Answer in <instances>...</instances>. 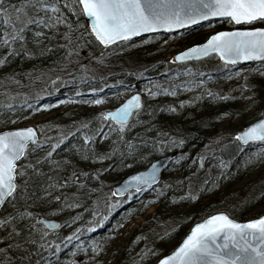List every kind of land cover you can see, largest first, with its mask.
Here are the masks:
<instances>
[{
  "label": "trees",
  "instance_id": "trees-1",
  "mask_svg": "<svg viewBox=\"0 0 264 264\" xmlns=\"http://www.w3.org/2000/svg\"><path fill=\"white\" fill-rule=\"evenodd\" d=\"M20 3L21 0H0V7H18ZM35 14L45 15L43 11ZM64 18V24H56L53 18L55 26L51 28L31 25L24 33L25 40H18L13 45L17 54L10 56L6 65L0 66V131L26 126L30 121L33 111L23 101L33 107L63 98L74 102L66 108L57 106L54 112L32 124L43 147L27 159L22 158L18 162L21 167L52 151L50 145L62 137L67 139L51 157L55 163L41 161L35 165L38 171L25 167L27 175L17 177L16 183L21 185L20 191L25 195L4 204L0 218L15 216L19 234L9 238L10 229L0 228V249L6 251V255L0 253V264H35L46 254L39 252L37 247L46 231L38 222L41 217L61 222V227L47 237L49 242L68 236L79 227L80 238L89 247L87 256L83 252L73 256L74 242L64 249L60 264H70L71 260L78 264H153L170 253L194 223L211 214L223 211L236 220H247L264 213V159L247 167L244 164L247 156L260 146H242L233 140L238 130L262 114L264 75L250 73L248 70L256 66L253 65L237 77L228 78V70H224L214 56L184 64H174L171 58L156 59L201 43L214 31L231 29L227 20L218 21L212 27L194 28L185 40L174 44L162 46L158 42L162 36H152L150 43H142L145 38L131 41L134 46L125 43L121 51L119 44L105 50L94 36L84 35L86 31L90 32L84 15L64 10ZM251 26H264V23ZM5 31L11 33L12 29L0 22V37ZM66 32L70 33L71 42L65 38ZM21 47L32 55L26 56ZM5 52L7 47H0V56ZM102 53L103 63H99L96 59ZM186 66L198 67L197 80L200 79L198 73H206L205 85L190 93L178 87L176 95L162 90L155 96L142 93V111L138 118L134 113L124 133L118 130V125L108 121L116 131L100 128L104 121L99 119V114L103 111L77 106L84 93H89L88 88H101L104 97L112 98L122 97L130 88L143 92L145 86L153 83H160L162 88L178 85L167 70ZM102 71L107 75L102 76ZM85 72L88 74L87 86H82L81 77ZM57 76L60 77L58 81ZM93 76L95 80L91 79ZM13 77L16 83L11 81ZM49 81L56 82L53 85ZM117 81H123L124 87ZM245 83L249 85L247 89L243 88ZM105 84L115 87L104 88ZM151 90L156 89L151 87ZM208 90L220 96L227 94L229 98H209L205 95ZM77 92L81 95H73ZM114 92L117 94L113 95ZM198 93L200 98H197ZM181 101L184 102L182 107ZM7 104H12L15 110L3 106ZM168 106L177 110L168 111ZM84 124L88 127L81 128ZM98 130L109 135L97 137L85 145L84 137L93 136ZM69 132L73 134L68 136ZM171 138L184 143L177 146L163 143ZM241 147H244L243 153L239 151ZM165 155L171 158L160 183L155 186L163 189L165 184L169 185L162 194L157 190L145 195L133 192L131 200L134 201L128 206L125 205L127 195H113L115 185L123 178ZM96 156L107 158L98 160ZM201 156L205 157L202 166ZM221 161L227 164V169L220 166ZM221 173L225 175L221 176ZM205 181L210 183L207 190L201 192ZM189 190L198 195V199H181ZM117 201L120 202L118 206ZM25 209L32 215L20 216ZM94 213L98 215L94 216ZM106 215L110 216L107 223L94 232H87L93 222L99 223ZM135 219L139 221L126 234L124 228ZM92 239L101 241L102 252H91L89 242ZM30 240H35V244L28 243ZM147 251L154 255L145 256Z\"/></svg>",
  "mask_w": 264,
  "mask_h": 264
},
{
  "label": "snow or ice",
  "instance_id": "snow-or-ice-1",
  "mask_svg": "<svg viewBox=\"0 0 264 264\" xmlns=\"http://www.w3.org/2000/svg\"><path fill=\"white\" fill-rule=\"evenodd\" d=\"M64 10H69L76 15L87 16L90 19V32L86 31L84 35L94 36L95 40L103 45L105 50L110 47L115 48L119 44L121 51H123L125 43L134 46L131 44L132 39L140 36L141 33H153L155 35L160 30L175 32L178 29L186 32L189 29L198 27H212L218 21L227 20L232 25L231 30L212 32L203 42L194 43L183 51H179L172 57V61L199 62L211 56H218L223 62L222 68L229 72L228 78L245 72V69L236 67L240 62H252L256 66L248 71L252 74L264 75V27L251 26L254 23H264V0H21L18 7L15 5H10L9 8L0 7V22L12 29L11 33L5 31L3 37H0V47H7V52L0 56V66L6 65L8 58L17 54V49L13 45L18 40H25L24 33L31 25L41 24L45 28H51L55 26L52 23L53 18L56 24L66 23ZM41 11L45 15L35 14ZM71 27L72 25H69V28ZM37 35L43 34L37 33ZM65 38L71 42L70 33L66 32ZM152 38L149 37V39ZM141 42L146 43L147 41ZM64 47H67V45H64ZM21 50L24 51L26 56L32 55L23 47H21ZM103 55L104 53L98 58L99 63H103ZM142 75L143 72H141ZM206 75V73H198L200 79L188 82L182 81L179 85L169 84L168 87L163 88L159 84L153 85L156 90L149 89L148 95L155 96L160 90L170 91L172 95H176L178 87H183L186 90L189 84L193 87L203 86L206 82L204 79ZM87 77L88 74L85 72L81 77L82 86H87L85 83ZM10 79L13 83L17 82L14 77ZM59 79L60 77L57 76L56 80ZM71 79L74 80L75 77ZM91 79L95 80L96 77L93 76ZM100 79L103 80V77ZM55 82L49 81L53 85ZM117 84L124 87L123 81H117ZM109 87L114 88L115 85H104V88ZM248 87V83L243 85L244 89ZM88 92L94 94V97L85 100L86 103L100 104L105 98L101 88H88ZM116 94L113 93V95ZM73 95H81V93L77 92ZM205 95L213 99L229 98L227 94L220 96L219 93L211 90L206 91ZM197 98H200L199 93ZM34 99L39 100V97ZM22 103H25L32 111L51 107V105L43 103L38 104L36 107L27 104L26 101ZM57 103H63V101L58 100ZM180 104L182 107L184 102L181 101ZM3 106L15 110L12 104ZM167 110L175 112L177 109L168 106ZM141 111V96L139 93H135L114 110L101 112L99 119H102L104 123L100 125V128H111L112 131H116V128L107 123L111 120L119 126L118 130L124 133L131 122L133 114L135 113L138 118ZM84 127H88V125H81V128ZM72 134L69 132L68 136ZM107 135H109L108 132L98 130L93 136H85L84 144L87 145L97 137L103 138ZM123 138V135H121L120 139L123 140ZM66 139L67 137H62L56 144H51L52 151L46 152L43 157L27 164L25 167L38 171L35 168L36 164L41 163V161L53 162L51 157ZM233 140L239 142L242 146H260L257 151L247 156L244 161L246 167L264 159V113L255 122L238 131ZM44 143L47 144L48 141L45 140ZM163 143L165 145L171 143L172 146H177L183 145L184 141L171 138V140L163 141ZM42 147L36 130L31 126L0 131V205L13 203L16 199L25 195L24 192L20 191L21 185L16 183V179L19 176L27 175V172L25 167H21L18 161L21 158L27 159L30 154L40 151ZM131 147L132 145L129 144L130 149ZM239 151L243 153L244 147H241ZM95 158L102 160L106 159L107 156H96ZM204 159L205 157H200L201 166ZM59 166L57 164V167ZM220 166L223 169L228 167L223 161H221ZM159 167L158 162L150 163L146 170L129 176L113 190V195L127 194L128 199L131 200L134 195L129 191L130 188H135L136 193L149 189L157 190L162 194L163 191L168 189L169 185L165 184L163 189L155 188L158 183ZM223 175L225 173H221V176ZM208 183L210 181H205L199 191L207 190ZM56 199L60 198L56 197ZM181 199L196 200L198 195H193L189 190ZM119 203L117 201V206ZM19 215L31 216L32 213L25 209ZM95 215L98 214L94 213ZM108 218L106 215L99 220V223L93 222L91 227L87 228V232H94L97 228L102 227ZM15 221L16 217L13 215L0 218V228L10 229L9 238L19 234ZM38 222L44 224L46 231L41 235L40 240L42 243L37 247L39 252H45L46 254L40 256L35 264H60V256L64 249L73 245L74 242L75 246L71 249L72 255L75 256L83 252L87 256L89 247L80 238L82 235L81 228L78 227L68 236L57 237L49 242L47 237L54 234L59 225L51 220ZM167 234L166 232L165 235ZM28 243L35 244V240H30ZM89 243L92 253L103 251L100 240H92ZM39 252H37V255H39ZM0 253L6 255L5 249H0ZM147 255H154V253L147 251L145 256ZM87 259L91 260L92 257H87ZM70 264H78V262L71 260ZM158 264H264V215L244 222L231 218L223 211L209 215L201 222L196 223L182 243L169 255L159 259Z\"/></svg>",
  "mask_w": 264,
  "mask_h": 264
},
{
  "label": "rangeland",
  "instance_id": "rangeland-1",
  "mask_svg": "<svg viewBox=\"0 0 264 264\" xmlns=\"http://www.w3.org/2000/svg\"><path fill=\"white\" fill-rule=\"evenodd\" d=\"M190 32L187 31V32H179V33H176V34H169V35H159V36H162V40L161 41H158L159 43H162L160 45L164 46L166 43L167 44H174V43H177L181 40H185V37L187 34H189ZM149 37H152V36H148V37H145V41L147 40V42H152L153 40L149 39ZM155 40V39H154ZM173 54H170V55H165L163 58L162 57H159V58H156L158 61H162L164 60L165 58H171ZM99 58V57H98ZM98 58L96 60H98ZM252 65H242V66H236L238 69L239 68H242V69H245V72L248 70V68H251ZM89 67H93V66H89ZM198 70V67L197 66H186V67H176L175 69H170L169 73L173 75V78L176 79V81H178V85L180 84V82H188V81H193V80H197V77L195 74L196 71ZM104 71H102V76L103 75H107V74H103ZM106 72V71H105ZM194 74V76H193ZM94 75H98V74H94ZM234 77H237L238 75H233ZM150 82H153V81H150ZM154 85L156 83H153ZM160 85V83H158ZM147 85V84H146ZM151 87H153V85H147L144 87L143 89V93L145 94H148V90L151 89ZM200 86H196V87H193L191 84H189L188 88L186 89V91L188 93L190 92H194L196 91ZM180 89H183L185 90L183 87H180ZM134 92V90H132V88L126 90V92H124L123 96H112L111 97H105L104 100L102 101V103L100 104H92L91 102H85V100H89V98H93V97H90V94L89 93H84L85 95L83 97H81L80 101L77 103L78 107L79 108H88V109H97V110H100V111H104L106 109H109V107L112 105L113 102H120L122 99H124L125 97H127L128 95L132 94ZM59 101H63V103H57V101H54L53 103H43V104H48V105H51V107L47 108V109H41L39 111H33L32 112V115L30 116V121L27 122L26 125H32L33 123H36L38 122L41 118H43V116L47 115V114H50L52 112L55 111L54 108H57V106L60 108H66L68 106H70L71 104H74V102H71L72 99H68V98H63ZM248 101H251L250 98H248ZM116 103V104H117ZM148 192L146 194H148L151 190H147ZM128 200V199H127ZM264 207V206H263ZM152 209H150L149 211H151ZM108 220L110 219V216H108ZM107 220V221H108ZM107 221H105V223H107ZM139 221V219H135V220H131L129 222V224L124 228V231L126 232V234L128 232H130L134 225ZM98 232H101V230H99ZM98 237V236H97ZM122 237V235H121ZM125 238V236H124ZM124 238L121 240V242L124 240ZM94 240V239H92ZM121 244V243H120Z\"/></svg>",
  "mask_w": 264,
  "mask_h": 264
},
{
  "label": "water",
  "instance_id": "water-1",
  "mask_svg": "<svg viewBox=\"0 0 264 264\" xmlns=\"http://www.w3.org/2000/svg\"><path fill=\"white\" fill-rule=\"evenodd\" d=\"M84 19H85V22H86V25L88 26V28H89V30H90V23H91V21H90V19L87 17V16H84ZM264 27V26H263ZM225 30H231V29H225ZM181 31H184V30H175V32H165L164 30H160L158 33H156L155 35H157V34H165V35H168V34H175V33H178V32H181ZM219 31H222V30H219ZM149 35H154L153 33H141L140 34V36H138V37H134L132 40H134V39H139V38H143V37H146V36H149ZM103 46V45H102ZM183 51V50H182ZM177 54V53H176ZM175 54V55H176ZM174 55V56H175ZM173 56V57H174ZM217 58H218V60L220 61V62H222L220 59H219V57L218 56H216ZM175 63H185V62H175ZM223 63V62H222ZM249 64H253L252 62H240L238 65H249ZM135 93H133L132 95H134ZM131 96V95H130ZM130 96H128V97H130ZM141 96V95H140ZM128 97L126 98V99H128ZM126 99H124L121 103H123ZM121 103H119V104H121ZM119 104L117 105V106H115L114 108H112V109H110V110H106V111H111V110H114L116 107H118L119 106ZM141 104H142V100H141ZM262 113H264V109H263V112ZM260 118V117H259ZM257 120V119H256ZM256 120H254V121H252L251 123H253V122H255ZM111 121V120H110ZM113 122V121H112ZM251 123H249V124H247L246 126H244L241 130H243L245 127H247V126H249ZM23 127H29V126H21V127H16V128H23ZM31 127H33V126H31ZM16 128H11V129H6V130H3V131H7V130H14V129H16ZM34 128V127H33ZM35 129V128H34ZM36 130V129H35ZM241 130H239V131H241ZM238 132V131H237ZM236 132V133H237ZM36 133H37V131H36ZM37 136H38V134H37ZM22 159V158H21ZM170 160V156L169 155H165V156H162V157H159V158H157V159H155V160H153V161H151L150 163H159V165H160V167H159V177H158V183H159V181H160V177H161V174H162V172L164 171V169L166 168V166H167V163H168V161ZM20 161V160H19ZM18 161V162H19ZM150 163L144 168V169H142V170H138V171H136V172H134V173H132V174H129L128 176H126L125 178H123L118 184H116L115 185V187H114V189H116L119 185H121L129 176H132V175H135L136 173H138V172H142V171H144V170H146V168L147 167H149L150 166ZM157 183V184H158ZM132 190H135V188H130L129 189V191H132ZM147 190H149V189H145L144 191H143V193H146L147 192ZM118 196H123V195H118ZM4 205V204H3ZM3 205H0V209L3 207ZM215 214V213H214ZM212 215V214H211ZM262 215H264V214H262ZM261 216V215H260ZM259 217V216H258ZM232 218V217H231ZM257 218V217H256ZM253 219H255V218H253ZM41 220H51V221H53V222H55L57 225H59L60 226V222L59 221H57V220H55V219H45V218H43V217H41V218H39V221H41ZM238 221H240V220H238ZM244 221H247V220H244ZM244 221H240V222H244ZM199 222H201V221H199ZM40 223H42V222H40ZM196 223H198V222H196ZM195 223V224H196ZM43 224V223H42ZM195 224H193L192 226H191V228L195 225ZM43 226H44V224H43ZM59 228V227H58ZM191 228L189 229V231L191 230ZM189 231H188V233H189ZM187 233V234H188ZM187 234L185 235V237L187 236ZM184 237V238H185ZM183 238V239H184ZM183 239H182V241H183ZM182 241L180 242V243H182ZM179 243V244H180ZM179 244L176 246V247H178L179 246ZM175 247V248H176ZM175 249H173L172 251H174ZM171 251V252H172ZM170 252V253H171ZM170 253H168V254H166V255H169ZM165 256V255H164ZM161 258H163V257H161ZM160 258V259H161ZM158 261H159V259L154 263V264H158Z\"/></svg>",
  "mask_w": 264,
  "mask_h": 264
}]
</instances>
